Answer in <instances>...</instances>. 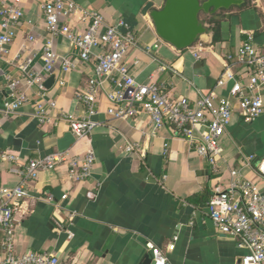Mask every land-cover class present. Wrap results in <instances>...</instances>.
Segmentation results:
<instances>
[{"label":"crops","instance_id":"obj_1","mask_svg":"<svg viewBox=\"0 0 264 264\" xmlns=\"http://www.w3.org/2000/svg\"><path fill=\"white\" fill-rule=\"evenodd\" d=\"M81 7L99 11L109 23L126 21L133 29L137 45L126 58L141 82L150 76L171 95L192 102L200 95L216 98L230 95L233 81L219 84L230 66L237 76H247L250 68L237 58L242 42L252 39L264 45V0H252L246 7L218 10L220 40L209 29L185 49H177L156 31L151 12L166 0H75ZM25 20L14 27L9 52L0 59V108L7 95L8 77L17 78L19 63L31 58L43 64L46 35L39 1L21 0ZM214 14V13H212ZM210 13H202L201 19ZM1 22V19H0ZM73 23L84 31L87 22L80 14ZM29 36H34L31 41ZM150 47L149 50L146 48ZM57 52L72 57L69 41L60 38ZM94 61L82 62L64 73L57 64L55 81L47 86L59 107L74 116L84 113L78 97L94 76ZM161 66H166L161 70ZM60 79L64 84L60 85ZM264 99V84L262 89ZM34 90L14 115L0 113V154H15L18 161L0 156V186L20 183V165L53 152L67 151L83 157L96 153L92 175L82 181L70 178L69 166L42 169L28 186V194L16 211V251L51 252L66 264H140L151 255V242L167 255L169 264H241L246 249L239 241L219 232L209 216L208 201L215 188H226L230 170L242 174L264 190V177L242 167V154L264 156V113L246 120L236 106L231 124L220 143L223 153L213 165L199 157L191 143L175 137L169 126L155 130L145 115L115 119L106 111L107 97L100 96L102 124L88 136L77 138L67 121L39 124L33 117ZM128 142H138L146 151L128 152ZM68 194L67 199L62 196ZM55 220L62 224L57 227ZM0 233V256L3 254ZM152 264V263H151Z\"/></svg>","mask_w":264,"mask_h":264},{"label":"built area","instance_id":"obj_2","mask_svg":"<svg viewBox=\"0 0 264 264\" xmlns=\"http://www.w3.org/2000/svg\"><path fill=\"white\" fill-rule=\"evenodd\" d=\"M44 14L46 35L41 67L28 58L19 63L17 78L8 77L7 95L0 113L14 115L30 101L34 90L33 117L41 125L67 121L71 131L82 138L88 136L103 122L100 96L110 102L106 113L115 119H132L145 115L155 130L169 126L175 137L188 140L196 154L207 158L211 164L222 155L220 139L231 124L235 107L246 120H254L264 113L262 89L264 84V45L258 46L252 39L242 42L237 50L238 60L250 68L247 76H237L230 66L221 75L219 84L233 81L230 95L216 98L213 93L200 95L195 101L185 96H174L154 78L141 82L133 74L126 58L137 45L132 27L124 20L109 23L99 11L81 7L75 0H36ZM87 22L84 31L73 23V17ZM0 59L9 52L15 37L14 27L25 20L21 0H0ZM60 38L69 41L72 57L62 56L56 50ZM31 41L34 36H29ZM150 47L146 49L149 50ZM82 62L94 61V76L81 89L78 97L84 105V113L74 116L62 110L50 96L46 78L52 75L57 64L67 73ZM166 66H161L165 70ZM60 85L64 80L60 79ZM128 152H138L144 159L146 151L138 142H128ZM0 156L5 160L18 161L15 154L7 151ZM96 153L89 150L83 157H73L67 151L53 152L30 159L21 164L22 179L15 186H0V233L3 254L0 264H66L51 252L16 251V211L28 194V186L42 169H54L60 164L70 168V178L75 181L88 179L96 163ZM242 167L255 170L264 177V156L242 154ZM231 180L226 188H215L208 201L209 216L220 233L235 238L246 249L241 264H264V190L242 174L240 169L230 170ZM68 194L62 196L67 199ZM57 227L61 222L55 220ZM152 264H169L167 255L153 243H147Z\"/></svg>","mask_w":264,"mask_h":264},{"label":"water","instance_id":"obj_3","mask_svg":"<svg viewBox=\"0 0 264 264\" xmlns=\"http://www.w3.org/2000/svg\"><path fill=\"white\" fill-rule=\"evenodd\" d=\"M244 2L245 0H166L161 9L151 12V18L159 36L182 50L191 47L208 31V25L201 19L203 12L215 13ZM54 81L55 77L52 76L47 81V86L50 87ZM152 260V256L146 255L140 264H151Z\"/></svg>","mask_w":264,"mask_h":264},{"label":"trees","instance_id":"obj_4","mask_svg":"<svg viewBox=\"0 0 264 264\" xmlns=\"http://www.w3.org/2000/svg\"><path fill=\"white\" fill-rule=\"evenodd\" d=\"M252 0H245V2L239 7H246L251 5ZM222 10V9H221ZM205 13V12H204ZM218 13H210L209 17L205 18L203 21L207 22L209 24V29L213 32L214 34V41H219L220 40V18H218Z\"/></svg>","mask_w":264,"mask_h":264}]
</instances>
